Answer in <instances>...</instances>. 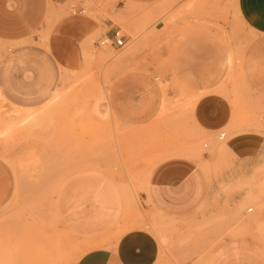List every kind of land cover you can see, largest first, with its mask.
Listing matches in <instances>:
<instances>
[{
	"label": "rangeland",
	"instance_id": "1",
	"mask_svg": "<svg viewBox=\"0 0 264 264\" xmlns=\"http://www.w3.org/2000/svg\"><path fill=\"white\" fill-rule=\"evenodd\" d=\"M236 2L44 0L36 42L0 40V164L12 177L9 194L0 196V264H76L92 241L74 234L58 204L62 185L76 176L111 182L122 193L124 210L100 239L111 249L125 232L141 230L177 264H219L223 253L216 249L226 240L264 242V220L254 218L264 213V39L246 26ZM126 5L131 11L116 19ZM116 30L128 37L126 47L101 46ZM204 36L222 46L225 58L176 75L174 51ZM36 67L43 102L29 110L38 122H21L20 114L14 123L19 108L8 104L1 86ZM134 72L148 74L164 96L153 123L141 128L121 125L109 104L112 86ZM207 95L230 103L233 126L178 145L202 159L207 198L185 217L156 212L141 199L148 177L174 151L173 123ZM247 132L263 138L262 150L247 171L235 172L228 144L235 135L247 142ZM204 155L211 160L204 163Z\"/></svg>",
	"mask_w": 264,
	"mask_h": 264
},
{
	"label": "crops",
	"instance_id": "2",
	"mask_svg": "<svg viewBox=\"0 0 264 264\" xmlns=\"http://www.w3.org/2000/svg\"><path fill=\"white\" fill-rule=\"evenodd\" d=\"M236 7L246 26L264 39V0H237ZM131 8V5H126L119 10L121 13L116 15V19L127 16ZM45 14L44 0H0V40L20 43L34 39L36 42V33L42 29ZM76 24L79 20L72 19L71 27H76ZM52 57L57 63V59ZM223 58L222 46L204 36L189 43L187 49L174 51L171 59L175 61L176 75H185L198 70L209 60L220 61ZM147 76L142 72L125 73L110 89V108L121 125L141 128L149 121L153 123L159 113L164 100L163 91ZM1 92L10 106L28 111L42 107L39 68L28 75L24 71L14 73L8 83L3 82ZM232 120V106L223 97L207 95L196 101L187 117L173 123L174 151L151 171L141 195L142 201L156 212L172 217H185L196 211L207 198L209 183L202 169V159L194 158L191 152L180 149L178 145L193 144L201 138L215 136L219 131L230 129ZM246 134L252 136L247 142L241 144L235 135L228 144L235 172L247 171L255 162L258 151L262 150L263 138L252 132ZM203 159L204 163L211 160L205 155ZM11 186L12 177L0 164V196L9 194ZM62 186L64 190L59 195L58 204L64 210L62 213L66 220L70 221L71 230L92 241L84 244L85 253L76 264H177L163 256L147 231L125 232L117 249L109 248L108 241L100 240L102 235L113 230L124 210L122 193H118L111 182L94 176H76ZM254 218L264 220V213ZM216 252L223 253L219 264H264V242H255L250 237L226 240L218 245Z\"/></svg>",
	"mask_w": 264,
	"mask_h": 264
},
{
	"label": "built area",
	"instance_id": "3",
	"mask_svg": "<svg viewBox=\"0 0 264 264\" xmlns=\"http://www.w3.org/2000/svg\"><path fill=\"white\" fill-rule=\"evenodd\" d=\"M127 43L128 37L122 34L121 30L114 31L112 37H107L100 42L101 46H110L116 50L124 49ZM225 136V134H221L220 139H224ZM252 211L253 209L248 210L249 213H251Z\"/></svg>",
	"mask_w": 264,
	"mask_h": 264
},
{
	"label": "bare ground",
	"instance_id": "4",
	"mask_svg": "<svg viewBox=\"0 0 264 264\" xmlns=\"http://www.w3.org/2000/svg\"><path fill=\"white\" fill-rule=\"evenodd\" d=\"M198 3H201V4H204V5H208V4H214V3H217L219 0H196ZM14 116H15V120H14V123H16L18 120H17V117L19 118L20 117V114H24V119L21 120V122H27L29 124H35L36 122H38V114L35 115V112L33 111H28V110H22V109H17L15 110L14 112ZM17 120V121H16ZM19 124V123H18ZM14 126V124H11L9 123V126H7L5 128V130L3 131V134H7L11 128ZM264 179V178H263Z\"/></svg>",
	"mask_w": 264,
	"mask_h": 264
}]
</instances>
